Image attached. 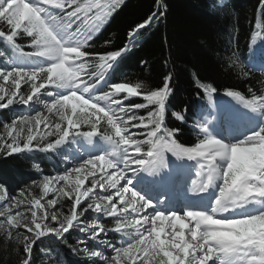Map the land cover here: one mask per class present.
<instances>
[{
	"label": "snow or ice",
	"instance_id": "1",
	"mask_svg": "<svg viewBox=\"0 0 264 264\" xmlns=\"http://www.w3.org/2000/svg\"><path fill=\"white\" fill-rule=\"evenodd\" d=\"M155 2L122 47L99 53L88 49L123 0H0V110L19 105L29 112L0 124V153L63 155L64 145L94 146L98 136L108 145L77 151L62 174L34 163L40 178L18 192L0 185L2 239L14 242L13 250L22 245L18 264H35L36 247L41 259L61 264L60 245L89 264H264V95L227 91L249 110L244 130L230 124L227 138H215L210 121L197 122L198 142L184 146L177 142L182 129L166 123L170 111L187 124L185 110L169 109L170 73L156 88L111 82L109 72L141 30L166 14L163 0ZM258 15L264 28V0ZM201 88L211 100L216 89ZM138 96L143 102H128ZM168 153L196 162L193 194L211 189L210 202H186L177 211L135 190L130 173L161 176Z\"/></svg>",
	"mask_w": 264,
	"mask_h": 264
},
{
	"label": "trees",
	"instance_id": "2",
	"mask_svg": "<svg viewBox=\"0 0 264 264\" xmlns=\"http://www.w3.org/2000/svg\"><path fill=\"white\" fill-rule=\"evenodd\" d=\"M163 3L167 6L166 14L158 23L141 30L142 35L135 38V45L118 60L119 66L114 73L110 71L109 76L113 83L143 82L148 88H156L170 73L169 109L185 110L187 124L172 118L170 111L166 123L182 129L178 143L194 146L199 137L191 125L207 104L201 85L214 87L213 94L218 95L230 90L239 91L246 99L253 94L264 95V73L250 69L245 62L252 56L253 36L259 32L264 41V28L257 27L261 0H163ZM156 8L155 0H123V6L96 35L88 51L103 53L122 47L130 27L142 22ZM105 41L111 43L106 45ZM128 102L143 100L138 96ZM9 111L5 109L0 115L5 117ZM56 158V153L12 156L0 153V185L18 192L33 179H39L34 163H40L45 174L55 175ZM116 235L109 233V238L116 241ZM2 237L0 235V264H18L22 245H16L13 250V242ZM59 251L65 264H85L83 256L74 254L65 245ZM33 259L35 264H47L41 259L39 247L34 248Z\"/></svg>",
	"mask_w": 264,
	"mask_h": 264
},
{
	"label": "bare ground",
	"instance_id": "3",
	"mask_svg": "<svg viewBox=\"0 0 264 264\" xmlns=\"http://www.w3.org/2000/svg\"><path fill=\"white\" fill-rule=\"evenodd\" d=\"M218 4H221V3L219 2ZM261 35L262 34L258 32L256 36L254 37V39L252 40V43L256 40H259L264 46V41L261 38ZM260 69H264V67H260ZM211 100L217 101L218 103H220L219 104L220 109L218 112L212 111L213 112L212 118H211L210 113L207 115H204V118L202 119L200 123H207V121H210V123L207 124V127L213 137L221 138L225 136V138H227L226 133L228 132V128L230 124H232L234 129L239 132H242L244 130L243 122L246 119V112H249V110L246 109L240 101L232 97L226 98L225 96H218V95H212ZM87 151L94 153L95 147L90 146ZM145 187L147 186L145 185ZM134 188L135 190L139 191V188L137 186H134ZM152 191H155V190H153L152 188ZM140 194L145 196L146 198H150L144 192H140ZM211 194L214 195L213 191H211ZM152 201L155 202L154 200ZM85 203H87V201H85Z\"/></svg>",
	"mask_w": 264,
	"mask_h": 264
},
{
	"label": "rangeland",
	"instance_id": "4",
	"mask_svg": "<svg viewBox=\"0 0 264 264\" xmlns=\"http://www.w3.org/2000/svg\"><path fill=\"white\" fill-rule=\"evenodd\" d=\"M0 66H2V65H0ZM46 99H50V98H46ZM208 103L210 104V106H209V108L204 112V115L205 114H209V113H211L210 115H211V118L213 117V114H212V110L214 109L215 111H219V109L217 108V107H215L216 105H217V101H213V100H209L208 99ZM218 104H220V103H218ZM38 107H41L42 108V105H40V106H38ZM5 110V109H4ZM4 110H0V112H3ZM10 111L9 112H6V114H5V117H3V116H1L0 115V124H2L4 121H9V122H11L13 119H18V118H20L21 116H23V115H28L29 114V112L26 110V106H19V105H15V106H13L12 107V109H9ZM204 115H201L197 120H196V123L197 122H201L202 121V119L204 118L203 116ZM213 120V119H212ZM211 120V121H212ZM195 123V124H196ZM227 134V133H226ZM0 135H4V132H3V128L2 127H0ZM96 145H97V142H96V140H95V152H99V150L96 148ZM82 146V149L81 150H79V152L80 153H84L85 152V150H86V146H85V144L84 145H81ZM78 146H76V145H74V144H72L71 145V147H68V146H64V147H62L59 151L61 152V153H63V155H58L57 153V158H56V174L57 173H63V169H64V167H65V165H66V163L69 161V160H71L72 159V157H73V155H75L76 153H77V151L78 150H76V148H77ZM94 152V153H95ZM89 179H91V178H89ZM87 184H88V182L86 181L85 182V186H87ZM49 198H52V196H51V194L49 195ZM84 203H85V201H84ZM15 210V209H14ZM67 209H65V211H66ZM0 235H4V230L3 229H0ZM114 239H117V235L114 237ZM20 240H23V237L21 236L20 237ZM14 243V242H13ZM92 246V244H91V242H89V247H91ZM60 252V251H59ZM76 255H81V256H83V259H84V261H85V264H89V262H88V260H87V258L84 256V255H82V254H76ZM60 257V260H61V264H65L64 262H63V260L61 259L62 258V254L59 256ZM45 260V262L47 263V264H50V262L48 261V260H46V259H44Z\"/></svg>",
	"mask_w": 264,
	"mask_h": 264
}]
</instances>
